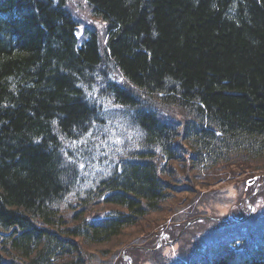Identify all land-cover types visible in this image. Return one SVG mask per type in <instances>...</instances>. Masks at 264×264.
<instances>
[{
    "label": "trees",
    "instance_id": "16d2710c",
    "mask_svg": "<svg viewBox=\"0 0 264 264\" xmlns=\"http://www.w3.org/2000/svg\"><path fill=\"white\" fill-rule=\"evenodd\" d=\"M258 161L264 0H0V264H87L175 181L206 194ZM202 197L179 229L208 222ZM263 219L214 222L166 264H264Z\"/></svg>",
    "mask_w": 264,
    "mask_h": 264
},
{
    "label": "rangeland",
    "instance_id": "374dc122",
    "mask_svg": "<svg viewBox=\"0 0 264 264\" xmlns=\"http://www.w3.org/2000/svg\"><path fill=\"white\" fill-rule=\"evenodd\" d=\"M86 24L87 23H83L81 28L86 27ZM99 27L100 26L97 27L98 31L101 30ZM170 114L178 117V115L174 113ZM228 167L231 169L229 173L232 172L233 175L227 177L226 180L214 184L212 189H208L206 194L198 192V187L193 184L190 185L186 181H175L173 184L176 190L174 189V192L171 191L172 194L168 196L171 197V199L161 206L159 212L148 215V217L134 228L124 229L119 237L111 240L107 244L88 246L83 251L85 259L88 261L87 264H127L128 260H131L132 264L170 263L173 260L179 259L180 256H184V253L179 251L182 245V250L186 247L188 248L186 251H189L195 246L197 241L204 236L211 237L212 234H219L221 229L217 227L213 219L226 218L232 215L233 211H239L240 208H242L240 201L247 202L248 205H250L249 203L252 198L244 197V195H249L252 192L257 203L254 205L253 212L255 214L258 213L260 217H264L263 161L254 162L250 165H244L243 163L240 166L228 165ZM178 172L180 171L177 170V173ZM82 174L81 176L88 177L84 172ZM249 183L253 184L245 188L246 186L244 184ZM211 192L217 193L212 196L207 195ZM193 195L194 197H192ZM199 197L207 199V204L202 206V211H199V215L202 220L208 217V222L196 227L197 224H195V220H192L188 225L182 226L179 229L177 223L180 222L181 219L179 217L177 218V216L182 215L181 208L187 201L189 202L191 199ZM210 197L214 198L210 200ZM107 209H110V207H103V205L96 204L95 207L88 208L85 211V216L94 219L97 218V213L101 215L107 214V212H109ZM198 209H200V207ZM62 212L67 220H71L72 213L70 214L69 210ZM184 230L186 231L183 233ZM156 232L165 236L171 234L177 238V241H175V238H171L170 241L165 240L167 244L159 250L151 249L147 244L150 241V235ZM175 232L176 235L174 234Z\"/></svg>",
    "mask_w": 264,
    "mask_h": 264
},
{
    "label": "bare ground",
    "instance_id": "6f19581e",
    "mask_svg": "<svg viewBox=\"0 0 264 264\" xmlns=\"http://www.w3.org/2000/svg\"><path fill=\"white\" fill-rule=\"evenodd\" d=\"M97 22V21H96ZM82 32H78V39H81V40H84L85 41V38L82 36V34H81ZM77 49H80V47H77ZM100 54L102 55V56H104V52L103 51H100ZM99 54V55H100ZM100 61V56H98L97 55V58H96V62H99Z\"/></svg>",
    "mask_w": 264,
    "mask_h": 264
}]
</instances>
